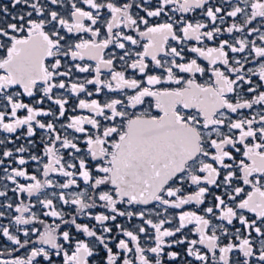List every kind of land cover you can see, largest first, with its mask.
Masks as SVG:
<instances>
[{"label": "snow or ice", "instance_id": "6c2138e0", "mask_svg": "<svg viewBox=\"0 0 264 264\" xmlns=\"http://www.w3.org/2000/svg\"><path fill=\"white\" fill-rule=\"evenodd\" d=\"M0 264H264V0H0Z\"/></svg>", "mask_w": 264, "mask_h": 264}]
</instances>
